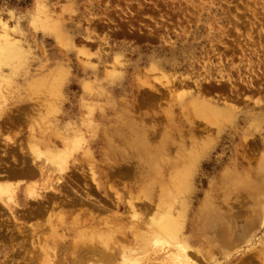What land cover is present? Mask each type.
Wrapping results in <instances>:
<instances>
[{
	"label": "rangeland",
	"instance_id": "1",
	"mask_svg": "<svg viewBox=\"0 0 264 264\" xmlns=\"http://www.w3.org/2000/svg\"><path fill=\"white\" fill-rule=\"evenodd\" d=\"M24 1L0 0V174L25 165L40 182L29 136L45 152L53 132L69 172L53 166L50 178L69 186L33 218L29 205L16 220L0 209V264H45L43 245L75 264L70 249L95 241L117 259L120 245L134 248V264H172L183 244L197 264H264V0ZM168 214L176 239L160 244L149 224ZM92 227L125 238L99 242Z\"/></svg>",
	"mask_w": 264,
	"mask_h": 264
},
{
	"label": "bare ground",
	"instance_id": "2",
	"mask_svg": "<svg viewBox=\"0 0 264 264\" xmlns=\"http://www.w3.org/2000/svg\"><path fill=\"white\" fill-rule=\"evenodd\" d=\"M0 26L2 27V29H4V28H6V26H5V24H3V23H0ZM5 30H4V34H5ZM8 39V38H7ZM177 81V80H176ZM164 82V81H163ZM181 82V81H180ZM186 82H187V80H186ZM162 83V82H161ZM166 85H163L165 88V90H167L168 88V85L167 84H170V83H172L169 87H171V89H172V87L174 86L173 84H174V81H168L167 83L166 82H164ZM183 83H185V82H183ZM182 83V84H183ZM216 83V82H215ZM176 84H179V82H176ZM191 84V83H190ZM218 85V84H217ZM176 86V85H175ZM178 86V85H177ZM180 86H181V83H180ZM182 86H185V85H182ZM218 86H220V85H218ZM226 86V85H225ZM149 87H152V86H149ZM153 88V87H152ZM167 88V89H166ZM212 88V87H211ZM154 89V88H153ZM171 89H168L167 91L170 93V91H171ZM210 89V88H209ZM226 89V88H225ZM149 90V92H150V89H148ZM152 90V89H151ZM164 90V91H165ZM208 90V89H207ZM153 91V90H152ZM151 91V92H152ZM156 91V89L154 90V92ZM201 91V90H200ZM211 91V90H210ZM233 91V90H232ZM167 92V93H168ZM153 93V92H152ZM154 94H156V93H154ZM166 94V93H165ZM210 94V93H209ZM236 94H238V93H236ZM235 96V95H234ZM243 96V95H242ZM182 97V96H181ZM180 97V98H181ZM200 99V98H199ZM236 100V99H235ZM160 102V101H159ZM208 102V101H207ZM198 103V102H197ZM198 104H200V103H198ZM208 106H209V104H208ZM210 106H212V105H210ZM215 106V105H214ZM205 107H206V105H205ZM217 107V106H216ZM200 108V107H199ZM201 108H202V106H201ZM206 109V108H205ZM217 111V110H216ZM209 112V111H208ZM204 113H206V112H204ZM216 113V112H215ZM216 115H218V114H216ZM220 115V114H219ZM211 116V115H210ZM131 118V117H130ZM211 119H213V118H211ZM217 119V118H216ZM133 121V120H132ZM131 121V122H132ZM135 121V123H136V120H134ZM133 121V122H134ZM132 122V123H133ZM132 127V126H131ZM134 128V127H133ZM134 130V129H133ZM140 131V130H139ZM114 132V131H113ZM51 133H53V132H50V135H51ZM48 136V137H46L44 140H43V143L45 144L44 145V148H45V152H41V150H39L37 147H40L39 145H37V143H39V141H35V139H33V136H29V147H30V149H28V150H30V151H28V152H31V154H32V156H34V158L36 159V161L38 160V161H41L40 160V158H42L43 160H42V168H41V166L39 167V169H38V176H39V180H40V182H38V183H36V181L35 180H29L28 178L29 177H31V175L34 173V171L33 170H31V168H27L25 165H23V166H21V167H19V168H17L15 171H17V172H13V173H9V174H0V177L1 178H3V177H11V178H15V179H13V180H9V179H6V180H0V209H4V210H6L10 215H11V217H13L14 218V220H16V218H15V216H14V214L16 213V209H22L23 207H27L28 205H29V208L28 209H30V211L28 212V215H27V217L29 216V217H31V218H33V217H35L36 215H39V214H41V213H43V212H45L46 211V205L44 204L45 202L47 203V201L49 200V199H56L57 198V196L58 197H60L61 199H62V197H64L65 196V194L62 192V190L65 188V187H67V186H69L68 184H69V182H67V181H69V180H66V183H65V180H63V181H61V180H59L58 178H55V179H53L52 178V180H51V178H50V175H51V173H50V169H51V167H53V166H55V167H57V170H58V173H63L64 174V172H65V175H66V173H68L69 172V167H68V164L65 162L66 161V159L68 158V156H69V154H68V149H59V145H61V143H62V145H63V140L64 139H61V138H59V140H62L61 142L58 140V136L55 134V133H53L51 136ZM55 135H56V137H55ZM144 135V134H143ZM142 135V136H143ZM144 136H146V135H144ZM165 136V135H164ZM137 137V136H136ZM55 138H57V139H55ZM73 138V137H72ZM132 138V137H131ZM135 138V137H134ZM5 139H7L6 137H5ZM52 139H54V140H52ZM143 139H144V137H143ZM38 140V139H37ZM55 140H58L59 141V144H57L56 142L57 141H55ZM145 140V139H144ZM8 141H9V138H8ZM41 141V140H40ZM127 141V140H126ZM128 141H130V140H128ZM146 141V140H145ZM148 141V140H147ZM10 142V141H9ZM112 142V141H111ZM132 142H134V141H131V143ZM144 142V141H143ZM65 143H67V145H66V147H68V141H65ZM145 143V142H144ZM121 144V143H120ZM129 144V143H128ZM70 145H71V143H70ZM127 145V144H126ZM131 145V144H130ZM146 146V145H145ZM62 146H60V148H61ZM132 147V146H131ZM149 148V147H148ZM147 148V149H148ZM145 149V148H144ZM175 149V148H174ZM125 150V149H124ZM160 150V149H159ZM118 152V151H117ZM121 152V151H120ZM124 152V151H123ZM119 153V152H118ZM156 153H157V151H156ZM30 154V153H29ZM121 154V153H120ZM30 156V158H32V156L31 155H29ZM92 156V155H91ZM105 158H106V156H105ZM31 162H32V160H30ZM109 162V161H108ZM38 163V162H37ZM157 163V162H156ZM6 164V163H5ZM32 164H33V162H32ZM32 164H31V166H32ZM50 166H49V165ZM7 165V164H6ZM22 165V164H21ZM36 166V165H35ZM108 167V166H107ZM10 171H11V166H8L7 167ZM54 168V167H53ZM76 168V167H75ZM15 169V168H14ZM14 169H12V170H14ZM68 171V172H67ZM91 171H93V170H91ZM90 171V172H91ZM149 172V171H148ZM88 173H89V171H88ZM92 174H93V176H94V173L93 172H91ZM108 173V172H107ZM90 174V173H89ZM34 175H36L35 173H34ZM67 176V175H66ZM70 176V175H69ZM81 176V175H80ZM91 177L90 176V178H91V180L90 181H92L94 184H95V186L98 188L99 187V184H98V182H96V180H95V178L94 177ZM160 176V175H159ZM178 176V175H177ZM105 177V176H104ZM60 178H61V174H60ZM65 178V177H64ZM82 178H83V176H82ZM105 178H107V177H105ZM178 178H179V176H178ZM33 179V178H32ZM63 179V178H62ZM173 179H175V178H173ZM72 180V179H71ZM159 180H161V179H159ZM176 180H177V178H176ZM178 180H181V179H178ZM74 181V180H73ZM68 183V184H67ZM122 183H124V182H122ZM152 183V182H151ZM160 183V182H159ZM171 183V182H170ZM173 183V182H172ZM171 183V184H172ZM70 184H71V182H70ZM104 184V183H103ZM128 184V183H127ZM40 185V186H39ZM149 185H151V184H149ZM166 185H167V183H166ZM77 186H79L78 184H77ZM105 186V185H104ZM165 186V185H164ZM80 187V186H79ZM113 187V186H112ZM144 187V186H143ZM160 187V186H159ZM162 187V189H160V190H162L161 192L162 193H164V197H165V202L167 201V199H168V196L170 195V189L168 190V187H163V186H161ZM86 188V187H85ZM109 188V187H108ZM106 189H107V187H106ZM117 189V188H116ZM116 189H114V190H116ZM121 189H123V188H121ZM135 189V188H134ZM146 189V188H145ZM176 189H179V188H176ZM110 190H111V188H110ZM152 190V189H151ZM10 191V192H9ZM75 191V190H74ZM131 192V191H130ZM152 192V191H151ZM168 192H169V195H168ZM20 193H21V196L23 197L22 198V200L20 201V198H19V196H20ZM77 193V192H76ZM85 193V192H84ZM87 194H88V192H86ZM146 193V192H145ZM161 193V194H162ZM173 193V192H172ZM130 194H132V193H130ZM49 195V196H48ZM50 195H52V196H50ZM77 195V194H76ZM89 195V194H88ZM106 195V194H105ZM73 196V195H72ZM127 196V195H126ZM158 196V195H157ZM90 197H92V196H90ZM94 197V196H93ZM115 202H114V205H115V207L117 208V205H118V203L121 201V198L119 197V195H118V193H116V195H115ZM122 197V196H121ZM130 198L132 197V196H129ZM170 197V196H169ZM135 198V197H134ZM145 198V197H144ZM147 198V197H146ZM157 198V197H156ZM86 199H89L90 200V198H86ZM111 199V198H110ZM58 200V199H57ZM60 200V199H59ZM68 200V199H67ZM73 200V199H72ZM75 200V199H74ZM127 200V199H126ZM136 199H128V202L126 203V207L128 208V212L130 211V213H129V215L128 216H130L129 217V219L131 218V220L133 219H135L136 221V223H134V224H131L132 225V231H136L137 230V228H139V225H141L143 222H144V220H143V215H142V213H140L138 210L139 209H136L137 207H136V205L135 204H137V203H139L137 200V202L135 201ZM66 201V200H65ZM93 201V200H92ZM91 201V202H92ZM110 201V200H109ZM111 201H113V200H111ZM125 201V200H124ZM147 201V200H146ZM73 202V201H72ZM72 202H71V199H70V201H69V203L68 202H64V200H60L58 203H63V204H65L66 206H68L69 208H70V206L72 205ZM86 202V201H85ZM87 202H90V201H88L87 200ZM86 202V203H87ZM99 202V201H98ZM163 202V201H162ZM52 203V202H51ZM74 203H76V202H74ZM78 203V202H77ZM76 203V204H77ZM94 203V202H93ZM92 203V204H93ZM117 203V204H116ZM95 204V203H94ZM100 203H98V205H99ZM112 205V204H111ZM154 205V204H153ZM55 206V205H54ZM56 206H57V204H56ZM97 206V205H96ZM102 206V205H101ZM108 207V206H107ZM154 207V206H153ZM60 208V207H59ZM80 208V207H79ZM79 208H78V211H79ZM82 208V207H81ZM80 208V209H81ZM98 208H99V206H98ZM101 208V207H100ZM99 208V209H100ZM104 208V207H103ZM145 209H149L148 208V206L146 207L145 206ZM74 210V209H73ZM159 210H161V209H158V213H159ZM56 211V210H55ZM126 211V210H125ZM71 212H72V210H71ZM128 212H127V214H128ZM146 212V211H145ZM92 213V212H91ZM46 214H48V213H46ZM97 214V213H96ZM126 214V215H127ZM131 214V215H130ZM160 214H161V212H160ZM79 215V214H78ZM72 216L73 218H71L72 220L74 219V218H76V217H79V216ZM81 215V214H80ZM91 215V214H90ZM125 215V214H124ZM123 215V216H124ZM125 215V217H127ZM157 216L159 215V214H156ZM18 216V215H17ZM16 216V217H17ZM109 216V215H108ZM132 216V217H131ZM142 216V217H141ZM151 216H153V213H152V215ZM6 217V216H5ZM52 217H53V215H51V213H49V215L47 216V217H44V218H48V219H45V220H47L48 221V224H49V226H50V229H49V231H51V233L53 234V236H54V238L56 239V235H57V232H58V230L59 229H56L57 227H56V225H54L53 224V222H52ZM121 217V216H120ZM154 217V216H153ZM151 218L152 219V222H153V220L155 221V219L154 218ZM4 218V217H3ZM13 218H11L12 220H13ZM63 218H64V213H60V212H58L57 214H55V218H54V220H56V221H58V222H60V224H63ZM69 218V217H68ZM155 218H157V217H155ZM174 218H176V217H174ZM7 219V218H6ZM88 219H89V217H88ZM126 219V218H125ZM37 220V219H36ZM82 220V219H81ZM80 220V221H81ZM149 220H150V218H149ZM74 221L76 222V224L78 223L77 221H79V220H76V219H74ZM79 221V222H80ZM94 221V220H93ZM31 222V221H30ZM32 222H34V221H32ZM46 222V221H45ZM62 222V223H61ZM83 222V221H82ZM134 222V221H133ZM132 222V223H133ZM146 222H148V220L146 221ZM42 223V222H41ZM7 224V223H6ZM27 224V223H26ZM28 224H30V223H28ZM27 224V225H28ZM36 224H37V222H36ZM145 224V223H144ZM14 225H16V224H13V227H15ZM21 225V224H20ZM35 225V224H34ZM112 225V224H111ZM150 225V227L153 229V231H154V235H156V237L158 238V240L160 241V244H166L167 242H173L176 238L174 237V235L172 234V232H171V230H173V228H172V217H171V215L170 214H168V215H166V216H160V218L158 219V220H156L154 223H152V224H149ZM177 225H178V222H177ZM29 227H32V226H30V225H28ZM40 226V225H39ZM74 226H76V225H74ZM77 226H79V224L77 225ZM141 226H143V224L141 225ZM28 227V228H29ZM34 227V226H33ZM17 228V227H16ZM44 228H46V227H44ZM141 228V227H140ZM130 229V228H129ZM135 229V230H134ZM22 230V229H21ZM24 230V229H23ZM72 230V229H71ZM76 230V232H78V234L81 232H84L85 230L84 229H79V227L77 228V229H75ZM99 230V231H98ZM89 231V233L91 234V235H93V236H96V238L99 240V242H102L101 241V239L102 240H105V239H109V237H110V239H111V236H113L114 238H116V235H117V233L118 234H120L121 236H122V233H121V230L120 231H118V230H114V229H110V228H108V227H106V230H100V229H96L95 227H92L90 230H88ZM142 231V230H141ZM144 231V230H143ZM142 231V232H143ZM19 232H20V230H19ZM30 232V231H29ZM137 233H138V231H136ZM144 232H148V231H144ZM18 233V232H17ZM36 233V232H35ZM140 233V232H139ZM138 233V234H139ZM151 233H153V232H151ZM218 233H220V231L218 232ZM217 233V234H218ZM20 234V233H19ZM31 234V233H30ZM39 234V233H38ZM41 234V233H40ZM109 234H110V236H109ZM224 234V233H223ZM21 235V234H20ZM23 235V234H22ZM35 235V234H34ZM37 235V234H36ZM148 235V234H147ZM150 235V234H149ZM148 235V236H149ZM219 235V234H218ZM225 235V234H224ZM117 236H119V235H117ZM120 236V237H121ZM124 236V235H123ZM122 236V238L120 239L119 238V240H121V241H123V239L125 238V237H123ZM133 236V235H132ZM143 236H145V235H143ZM150 236H152V235H150ZM221 236V235H220ZM233 236V235H232ZM231 236V237H232ZM35 237V236H34ZM40 237V236H39ZM43 236L41 235V238H42ZM136 237V235H134V238ZM215 237H217L218 238V236H215ZM240 237V236H239ZM59 238V237H58ZM60 238H62V236L60 237ZM82 238V237H81ZM105 238V239H104ZM157 238H155V239H157ZM37 239V238H36ZM35 239V240H36ZM42 239H44V238H42ZM109 239V240H110ZM118 239V238H117ZM116 239V240H117ZM222 239V238H221ZM31 240H33V236H32V238H31ZM62 240H63V238H62ZM126 240V239H125ZM134 240V239H133ZM157 241V240H156ZM218 241V240H217ZM72 242V241H71ZM96 242V241H95ZM95 242H92V243H90V244H88V243H82L83 245H74L73 247H72V249H70V251H72V255H68L69 257L71 256V257H73L71 260L75 263V264H77V263H79L78 261H80L79 259H86V261H87V258H91V259H93V260H88V263L91 261V262H93L94 264H131V263H133L134 264V262H136L133 258H132V256H131V253L134 251V248H133V251H126L127 249L124 247V245L121 247V245L119 246V248H116L117 250H118V254H117V256H118V258L119 259H117L116 257H115V253H117V252H115V251H113V249H111V248H109L108 247V245H107V243H105L106 245H104L103 246V248H101L102 246L98 243H95ZM105 242V241H104ZM103 242V243H104ZM109 242V241H108ZM112 242V241H111ZM115 242V241H114ZM36 243H38L37 242V240H36ZM139 243V242H138ZM218 243H221V244H223L222 242H219L218 241ZM123 244V243H122ZM183 244V243H182ZM231 244V243H230ZM31 245V244H30ZM185 245H187V244H183L182 245V247H178L177 249H176V251H175V259L173 260V261H171V263L172 264H197L195 261H193L189 256H188V254H186V247H185V249H184V246ZM220 245V244H219ZM37 246V245H36ZM38 246H39V244H38ZM101 246V247H100ZM110 246H113V245H110ZM158 246V245H157ZM229 246V245H228ZM114 248H115V245L113 246ZM137 247V246H136ZM56 248V247H55ZM55 248H52L51 250H52V253H54V250H55ZM38 250H39V254H42L41 256L44 258V262H45V264H67L66 262H65V260L64 261H59V260H54L55 258H57L58 256H57V251H55V253L52 255L50 252V254H48V252H47V249H46V246L45 245H43V246H39V248H38ZM37 250V251H38ZM128 250H130L129 249V247H128ZM69 251V250H68ZM61 252V251H60ZM188 252V251H187ZM70 253V252H69ZM133 253H136V251H134ZM31 255V254H30ZM78 255L80 256L79 257V259H78ZM172 255V254H171ZM85 256H88L87 258H85ZM70 257V258H71ZM76 257H77V259H76ZM131 258L133 259V260H131ZM135 258V257H134ZM138 258V257H137ZM41 259V258H40ZM39 259V260H40ZM38 261V260H37ZM83 261V260H82ZM85 261V262H86ZM170 262V261H169ZM168 262V263H169ZM137 263V262H136ZM135 263V264H136ZM44 264V263H43Z\"/></svg>",
	"mask_w": 264,
	"mask_h": 264
},
{
	"label": "trees",
	"instance_id": "3",
	"mask_svg": "<svg viewBox=\"0 0 264 264\" xmlns=\"http://www.w3.org/2000/svg\"><path fill=\"white\" fill-rule=\"evenodd\" d=\"M28 2H29V0L28 1H24L23 4H27ZM23 4H22V6H23Z\"/></svg>",
	"mask_w": 264,
	"mask_h": 264
}]
</instances>
